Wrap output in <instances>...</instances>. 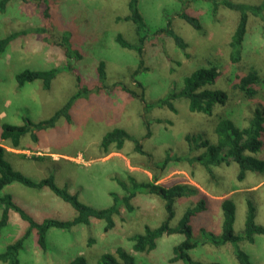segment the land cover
Returning <instances> with one entry per match:
<instances>
[{
	"label": "rangeland",
	"instance_id": "rangeland-1",
	"mask_svg": "<svg viewBox=\"0 0 264 264\" xmlns=\"http://www.w3.org/2000/svg\"><path fill=\"white\" fill-rule=\"evenodd\" d=\"M48 1L49 19L43 16L40 0H12L6 11L0 12V133L4 123L23 125L25 118L36 122L50 118L77 92L76 75L91 92L75 101L70 122L60 118L54 128L37 133V142L27 134L22 137L20 148L15 149L9 140L0 139V145L8 151L5 158L13 168L34 180L43 179L51 172L59 186H67L70 192L78 193L83 203L95 208L112 204L110 192H122L116 178L126 181L132 176L138 182H146L157 177L158 183L165 186L192 185L200 193L176 200L170 225L176 227L185 210L204 197L206 210L192 219L193 236L198 240L203 239L204 231L221 233V201L226 197H233L235 201L236 233L243 231L248 199L256 206L255 221L264 225V175L249 172L243 181H238L235 163L214 167V176L200 164L171 161L163 169L157 166L168 151L178 155L189 153L186 135L199 134L214 143L217 139L214 127L226 109L235 110L242 126L248 124L257 107L264 109V83L255 101H245L226 82L231 73L246 72L250 68H255L264 78L263 22L250 17L240 60L233 62L230 41L237 28V16L233 12L220 7L214 17L209 0H140V11L151 28L165 26L170 15L174 30L188 45L183 51L169 37L153 40L157 46H151L146 57L149 71L136 76L143 85L140 87L132 78L138 65L136 52L122 48L115 40L118 33L130 42L137 40L132 22L116 20L128 15L129 0ZM233 1L260 4L263 0ZM183 8L198 16L202 23L200 32L178 18L176 12ZM35 27H45L46 32L6 42L12 32ZM64 35L70 37L72 47L82 54L81 60L64 56L59 46ZM157 43L163 44L166 55L160 53ZM101 62L106 70V88H102L98 79ZM209 63L216 64L223 73L214 88L229 94L226 107H216L212 115L190 112L186 100L174 103L175 112L167 107L146 108L145 102L121 88L125 85L138 94L144 88L146 103H155L169 90L181 89L186 75ZM65 65H70L73 71H61L49 90L43 89L40 80L23 87L15 80L16 74L25 69L48 70ZM155 118L163 122L156 123ZM145 119L150 121L152 135L143 139ZM115 127L142 139L147 154L137 153L131 141H126L120 150L112 146L105 152L100 147L101 139ZM32 156L46 158L38 161ZM254 156L264 159V146ZM3 193L13 194L15 201L38 221L45 218L69 220L76 215L68 203L47 189L32 190L12 184L0 192V197ZM133 205L132 212L122 209L121 216L115 217L114 229L109 232H104L105 222L98 220H93L89 227L77 226L69 231L51 229L46 252L39 248L32 233L19 254L20 264H67L78 252L86 257L87 264H98L102 254L114 252L118 247L132 253L135 264H184L169 261L173 247L184 239L181 234L163 236L157 248L148 254L132 250L131 236L143 233L146 225L158 227L166 217L164 202L157 196L139 194ZM26 228L27 223L12 212L0 236V252L19 239ZM89 237L95 239L92 245H88ZM239 245L256 264H264V236H257L253 243L243 241ZM190 255L204 263L238 264L230 245L200 244ZM0 264L5 263L0 261Z\"/></svg>",
	"mask_w": 264,
	"mask_h": 264
},
{
	"label": "trees",
	"instance_id": "trees-1",
	"mask_svg": "<svg viewBox=\"0 0 264 264\" xmlns=\"http://www.w3.org/2000/svg\"><path fill=\"white\" fill-rule=\"evenodd\" d=\"M12 0H0V12L6 11L8 4ZM29 1V0H22ZM212 4V14L217 16L219 8L223 7L237 16L236 32L231 38V59L233 62L240 60V53L243 38L247 32L250 17L253 16L263 22L264 26V0L260 4H250L244 2H235L233 0H209ZM45 19L50 18V3L48 0H40ZM128 15L117 17V21L132 22L136 28V42L128 41L121 33L115 37L116 42L125 49L135 51L138 56L137 69L132 74L135 83L142 87V83L136 79V76L142 72L149 71L146 57L151 46H157L152 41L162 40L163 37L171 38L181 49L186 50L187 43L173 28L172 17L169 15L167 23L163 27L151 28L146 23L141 11L140 0L128 1ZM178 18L188 23L195 31L202 30V23L198 16L194 15L187 8L176 12ZM46 32L45 27L28 28L17 32H12L7 36L6 42H12L20 37L29 34L42 35ZM4 43V42H3ZM160 53L166 55V50L162 43ZM63 48V54L68 59L81 60L82 54L72 47L70 37L64 35L59 44ZM2 51V41L0 42V52ZM61 71H73L70 65L62 67H53L48 70L25 69L16 74L15 80L19 87L26 83L40 80L44 90L51 89L52 82ZM223 73L214 63L200 67L183 78L181 89H171L168 93L155 103L148 104L145 100L144 88L141 93L121 85L123 91L130 96L145 102L146 108L167 107L176 111L174 103L186 100L190 112L212 115L218 106L226 107L229 100V94L221 88H214ZM98 79L102 88H106V70L104 62L98 70ZM77 92L74 93L66 103L59 108L50 118L32 121L29 118L24 119L23 125L4 123L2 125L0 139L9 140L11 146L15 149L20 148L21 139L29 134L33 141H38V132L48 128H54L60 118L67 122L71 121L70 111L78 98L88 96L91 92L90 87L83 84L81 77L76 75ZM226 82L241 96L245 101H255L260 93V88L264 83V78L255 69L250 68L246 72L231 73ZM213 86V88H212ZM99 91V89H98ZM224 115H220L214 127L217 139L214 143L204 139L202 135H186L185 140L188 144L189 153L186 155L172 154L167 152L166 157L157 166L165 168L171 162H187L190 165L200 164L205 171L214 176L213 168L220 165H238L237 180L243 181L247 173H258L264 175V159L257 158L254 154L259 153L264 146V109L257 107L252 116L248 119V124L242 126L235 110H227ZM156 123H162V119L155 118ZM146 135L149 138L152 135L150 121L144 120ZM126 141L134 144V150L146 155L142 144V139L137 138L127 132L124 128L115 127L108 131L101 139L100 147L108 152L113 146L115 149H122ZM202 150L196 155H191L195 151ZM7 149L0 145V192L12 184H19L32 190H49L53 195L68 203L76 212L74 218L61 220L56 218H45L43 220L34 219L28 211L15 201L13 194L3 193L0 197V236L5 227L8 226L10 215L16 213L19 218L27 223L24 234L15 242L8 244L4 251L0 252V261L5 264H20L19 254L25 247L27 239L35 233L36 242L39 248L46 252L48 250V233L51 229L71 230L76 226L89 227L93 220L104 221V232L114 229L115 217H120L122 209L128 212L134 210L133 202L139 194L157 196L164 202L166 217L158 227L152 228L149 225L144 227L143 233L131 236L132 250L136 253H150L158 246V240L163 236L172 234H181L184 239L173 247V256L169 259L171 263L179 261L184 264H221L219 262L204 263L192 259L190 251L200 244H211L215 247L230 245L238 264H256L249 253L240 247L243 241L253 243L257 236H264V225L258 224L256 219V206L251 200L246 202V217L243 231L238 234L235 232L236 205L233 197H226L221 201L223 214L222 230L220 234L204 231L203 239L198 240L193 236L192 219L200 212L206 210V200L201 198L194 206L188 207L180 218L176 227H171L170 223L175 216V202L178 198L193 197L200 193L199 189L188 184L174 183L165 186L158 183V178L146 182H138L134 177L129 176L127 180L116 178L117 184L122 192H110L112 204L105 208H95L83 203L78 193L70 192L67 186H59L55 181L53 173L47 177L34 180L22 172L17 171L6 160ZM34 160L43 161L46 157L32 156ZM95 243L93 237L88 238V245ZM67 264H87V259L83 255H77ZM98 264H135V257L132 253L121 247L114 252H106L99 257Z\"/></svg>",
	"mask_w": 264,
	"mask_h": 264
},
{
	"label": "crops",
	"instance_id": "crops-1",
	"mask_svg": "<svg viewBox=\"0 0 264 264\" xmlns=\"http://www.w3.org/2000/svg\"><path fill=\"white\" fill-rule=\"evenodd\" d=\"M75 228H77V226L74 227L73 229H75ZM83 228H84V227H81L80 229H83ZM73 229H72V230H73ZM60 251H61V253H62V248L60 249ZM77 255H82V252H78V254L76 253L74 256H77ZM72 257H73V256H72ZM71 259H72V258H71ZM71 259H69L68 262H69ZM68 262H67V263H68Z\"/></svg>",
	"mask_w": 264,
	"mask_h": 264
}]
</instances>
